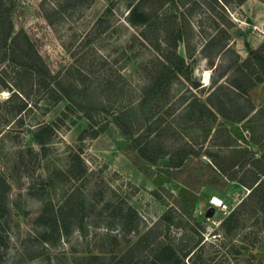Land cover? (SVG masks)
Wrapping results in <instances>:
<instances>
[{
    "label": "rangeland",
    "instance_id": "obj_1",
    "mask_svg": "<svg viewBox=\"0 0 264 264\" xmlns=\"http://www.w3.org/2000/svg\"><path fill=\"white\" fill-rule=\"evenodd\" d=\"M136 1L15 0L12 34L29 38L59 85L39 88L0 60V177L8 184L1 264H90L93 256L149 264L135 245L165 215L172 220L163 240L184 264H264V207L238 212L236 225L203 229L211 196L228 204L227 218L264 183V161L254 162L264 152V63L250 54L264 56V0H149L147 40H161L164 23L173 39L180 26L176 51L188 73L148 96L158 51L127 22ZM211 38L224 46L219 55L212 44L204 50ZM51 93L60 100L49 101ZM41 124L52 128L44 146L32 139ZM132 138L162 154L156 164L139 157ZM249 152L254 159L241 168ZM77 153L85 175L56 177ZM70 197L76 215L46 241L37 224L44 205Z\"/></svg>",
    "mask_w": 264,
    "mask_h": 264
},
{
    "label": "trees",
    "instance_id": "obj_2",
    "mask_svg": "<svg viewBox=\"0 0 264 264\" xmlns=\"http://www.w3.org/2000/svg\"><path fill=\"white\" fill-rule=\"evenodd\" d=\"M158 1L166 3L171 0ZM16 6L17 4L15 0H0V60L2 62L8 61L15 67L21 68L23 72H25L24 74L28 76V81H30L31 84H35L39 88H49L50 83L58 86L59 83L57 84V82H55L56 78L51 76L29 38L24 34L22 35V33L15 35L12 34V17ZM127 22L132 26H139L141 29V39L143 41H147L149 46L154 47L156 51H158L156 54L157 57H155V64L152 65L151 71L146 76L147 82L143 88L144 91L142 94L148 96L149 94L166 92L173 79L184 77V75L188 73V67L185 59L176 51V43L182 39V28L180 26L176 27L173 39H170V34L165 30L164 23L162 24L163 28L161 30L164 37L161 40L157 39L158 36L157 38H153V40H147L146 33L151 32L154 26L152 15L149 11V0H137L135 4L130 6V10L127 14ZM211 44L212 46L217 47L216 54L218 55L224 50V46L215 44L213 38L206 43L204 50ZM250 54L257 60H261L264 63V56L260 51H252ZM239 71L241 72L240 69ZM258 82H264V77L261 80L259 79ZM223 87L230 88L233 90L232 92L237 90L228 82H225ZM16 89L18 94H24L21 88L16 87ZM211 94H215V90H213ZM48 99L53 102L60 100L56 93H51ZM252 111H254V109H252ZM85 115L87 121L91 122V116L89 114ZM112 120L116 127L121 130L124 135L130 138L134 136L133 131L131 130L132 127L127 120H123L119 115L112 116ZM101 131L102 130H98V133ZM51 135V126L48 124H41L36 128L32 139L36 145L44 146L49 141ZM131 141L140 158L153 165L157 163L162 155L160 152L151 150L147 143L140 144L136 138H132ZM262 149H264V144L262 145ZM253 159V153L249 152V156L240 164V167L244 168ZM262 161H264V152L259 159L254 160V162ZM220 172L227 175V170L224 168H221ZM85 173V166L79 153L71 155L70 164L65 172H54L56 177L58 176L60 178L74 181L81 179ZM235 178L236 173L229 176L231 181H234ZM262 186H264V183L261 180L256 187L252 189V191H250L249 194L239 203L234 212L224 219L222 228H225V226L229 223L236 225L238 223V212L244 210V214L248 211V214L253 215L256 212V207H264V190L261 189ZM258 190H262V198L258 197L256 194V191ZM7 192L8 184L4 178L0 177V249H2L5 245L4 239L6 236H3L2 232L4 225H7L8 222V209L6 204ZM73 202V198L70 197L64 204L58 207H55L52 203H46L44 205L41 214L37 218V224L42 237L46 241H48V238H51L55 232L59 233L60 229H65L70 220L76 215V207ZM168 217L169 215H165L155 221L152 226L144 232L135 245L136 247H139L141 251L148 253L150 258L149 264H184L180 261V258L177 255V249L170 244V242L163 240V227L165 222L172 220V217L171 219ZM2 259L3 254L2 250H0V264L2 263ZM90 264L103 263L99 261L97 256H93L90 258ZM114 264H126V260L123 258L118 259L114 262ZM132 264L136 263L132 262Z\"/></svg>",
    "mask_w": 264,
    "mask_h": 264
},
{
    "label": "built area",
    "instance_id": "obj_3",
    "mask_svg": "<svg viewBox=\"0 0 264 264\" xmlns=\"http://www.w3.org/2000/svg\"><path fill=\"white\" fill-rule=\"evenodd\" d=\"M208 207L214 209V214L210 219H205L204 230L206 234L219 229L228 214V204L219 196H211Z\"/></svg>",
    "mask_w": 264,
    "mask_h": 264
},
{
    "label": "water",
    "instance_id": "obj_4",
    "mask_svg": "<svg viewBox=\"0 0 264 264\" xmlns=\"http://www.w3.org/2000/svg\"><path fill=\"white\" fill-rule=\"evenodd\" d=\"M214 214V209L212 207H207L205 212H204V218L205 219H210Z\"/></svg>",
    "mask_w": 264,
    "mask_h": 264
}]
</instances>
